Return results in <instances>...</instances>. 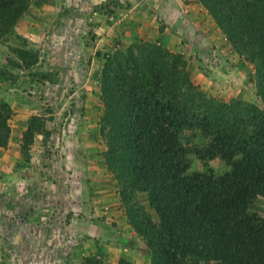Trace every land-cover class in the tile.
<instances>
[{"label": "trees", "instance_id": "16d2710c", "mask_svg": "<svg viewBox=\"0 0 264 264\" xmlns=\"http://www.w3.org/2000/svg\"><path fill=\"white\" fill-rule=\"evenodd\" d=\"M199 1L232 50L252 63L260 105L206 95L192 82L181 53L135 42L103 57L98 125L106 167L150 264H264V217L249 210L254 198H264V0ZM29 2L0 0V38ZM13 51L24 68L38 61L37 51ZM12 114L1 102L0 146L7 145ZM36 120L24 141L32 140ZM191 158L204 165L219 158L227 170L192 171ZM136 191L146 194L155 218L144 212ZM84 263L133 264L92 255Z\"/></svg>", "mask_w": 264, "mask_h": 264}, {"label": "rangeland", "instance_id": "374dc122", "mask_svg": "<svg viewBox=\"0 0 264 264\" xmlns=\"http://www.w3.org/2000/svg\"><path fill=\"white\" fill-rule=\"evenodd\" d=\"M87 5L88 0H30L14 28L0 38V103L14 106L9 124L20 136L14 152L8 153L10 161H6L3 153L6 146H0V191L6 184L1 182L9 179L15 182L18 192L32 189V193L36 189L37 195L27 193L37 197L33 199L45 203L55 197L57 210L63 214L58 221L59 244L66 241L62 235H67L69 243L73 240L72 251L55 264L65 261L85 264L89 255L116 262L148 252L141 248L143 243L132 227L120 186L106 167V144L98 122L104 109L100 98L103 57L150 38L160 42L156 25L151 24L155 14L151 10L142 13L144 8L137 1L95 4L90 8ZM130 8L135 13L127 11ZM127 19L131 24L117 29L122 23L118 20ZM203 22L204 26L197 31L182 22L165 23L171 28L168 27L167 40L161 44L183 55L192 82L206 95L222 101L243 99L260 105L252 63L232 50L216 24ZM16 47L37 51V63L24 68L13 51ZM33 117L37 120L32 140L24 141ZM193 140L200 142V138ZM4 162L12 163L15 170L14 166L25 163L31 166L25 169L33 172L26 174L30 177L28 188L22 185L19 189L20 174L12 173V169L3 172ZM205 166L217 174L227 170L219 158L205 165L191 158L190 170L201 171ZM67 173L71 175L69 179ZM136 200L145 213L156 217L144 192L136 191ZM249 210L264 217V198H254ZM6 238L0 236V264H24L20 261L22 253H13ZM128 245L135 250L132 255L123 250L121 256L110 259L112 253H105L112 249L120 253L118 249Z\"/></svg>", "mask_w": 264, "mask_h": 264}, {"label": "crops", "instance_id": "0c3cea01", "mask_svg": "<svg viewBox=\"0 0 264 264\" xmlns=\"http://www.w3.org/2000/svg\"><path fill=\"white\" fill-rule=\"evenodd\" d=\"M127 1L131 3L137 1V3L140 4V6L142 5L144 8V10L141 8V12L144 14L150 12L149 10L154 11L155 17L152 19L151 24L153 23L156 25V37L159 40L161 39L160 42L155 41L158 44H161L162 41L167 40L168 27L171 28V25H166L165 23H171L175 21L176 23L182 22L187 24L190 29H196V31L198 28L200 29L204 26H202V24H204L203 20H205L206 23H210L211 21V23L216 24L199 0H88L87 6L90 8L95 4L109 5V3H125ZM150 5L152 8L149 7ZM118 11L119 10L115 9V13H118ZM127 11L135 13L133 8L127 9ZM162 19H164V23H162ZM133 20H136L135 16H133ZM118 21L122 22L118 24L117 29L119 30H123L125 24H131L128 19L126 21ZM150 39L147 41L154 42ZM165 45L167 44L165 43ZM11 108L13 110L14 106L12 105ZM9 126L10 134L7 145L4 147L3 152L6 161H10L12 158L10 155H8V153L14 152L17 145L16 142L20 140V136L17 134V129H14L11 124H9ZM27 164L28 163H25L24 165L22 164L19 167L14 166V168L17 167V170L12 169V163L6 165V162H4L2 165V167H5V169L3 168V172L7 173L12 169V173H15L16 175L20 174V179L22 181V184H20L19 187L20 190L22 185H25L27 188L29 187L30 177H28L26 174L33 173L31 170H25L31 168V166H28ZM1 173L2 171H0V174ZM24 174L25 176H22ZM67 175L69 179V176L71 175L69 173H67ZM1 183L3 185L5 183L6 184L5 187L0 191V236L3 234L7 237V243L9 248H12L13 253H22L20 261L24 264H36V260L40 261L39 264H55L56 261L65 259L72 251L73 240H71L69 243L67 235H62L64 238H66V241H62L61 244H59L57 239L58 221L63 216V214H59V211L57 210V201L55 197L52 196L50 200L44 203L39 201L40 199H33L37 197L30 196L32 193H36L35 195H37L36 189H33L32 193H30L32 189L27 191L25 190L26 193H24L22 190L18 192L14 188L15 182H11L8 179V181L3 180ZM67 207L68 199H66V208ZM118 213L121 215V212L118 211ZM120 229L121 228L118 230L120 231ZM143 246L144 244L141 246L142 249L146 248ZM118 250H121V252L118 253L116 252V249H112L105 253H112V255H109L108 257L113 259L114 257L117 258L118 256H121L123 250V252L131 253V255L135 251L134 248L130 247V245L125 247V249L120 248ZM60 253L63 254V257L59 256ZM116 253H118L117 256H115ZM149 257V253L147 252L146 254H142L141 257L128 259L132 260L135 264H150ZM62 263L63 262L60 264ZM64 264H67L66 261Z\"/></svg>", "mask_w": 264, "mask_h": 264}]
</instances>
